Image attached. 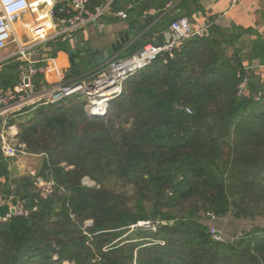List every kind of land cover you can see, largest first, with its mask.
Returning <instances> with one entry per match:
<instances>
[{
	"label": "trees",
	"instance_id": "1",
	"mask_svg": "<svg viewBox=\"0 0 264 264\" xmlns=\"http://www.w3.org/2000/svg\"><path fill=\"white\" fill-rule=\"evenodd\" d=\"M148 38L122 56L165 43ZM230 46L212 32L182 44L135 73L105 117L87 116L80 97L9 117L26 153L46 157L37 177L11 176L0 119V205L29 211L0 222V264H264V87L241 89ZM19 67L0 72V92L18 86ZM228 216L252 224L214 240L213 221ZM142 221L157 231L132 228Z\"/></svg>",
	"mask_w": 264,
	"mask_h": 264
},
{
	"label": "built area",
	"instance_id": "2",
	"mask_svg": "<svg viewBox=\"0 0 264 264\" xmlns=\"http://www.w3.org/2000/svg\"><path fill=\"white\" fill-rule=\"evenodd\" d=\"M241 1L233 0V3L237 4ZM70 2L68 9L63 8L59 12L56 3L51 0H0V58L1 54L9 49L10 44L19 42L15 37L17 23L27 15L31 17V23L26 25V29L30 33L29 45L18 47L14 53L0 60V66L5 62L6 64L21 62L18 86L13 91L0 92V119H4V126L1 130L3 149H12L13 152L27 154L25 145L18 144L13 136V131L17 127L5 128L9 117L28 108L56 106L76 97L85 100L87 116L90 118L105 117L111 103L122 94L124 85L135 73L150 67L160 58L167 64L169 59L175 57L176 50L182 44L194 38H209L210 25L195 30L188 18L181 17L171 22L164 44H149L129 57L114 56L107 66L91 80L76 79L72 82L37 83V75L44 74L46 69L44 65H38L43 62L39 58H35L34 53L37 48L55 42L56 39L76 30L94 26L103 28L105 25L103 19L111 14L114 0L101 3L93 8L91 7L92 0H71ZM43 5H46V9L40 12ZM116 15L121 19L127 18L125 12H118ZM262 92L257 99L263 95ZM187 112L191 114L188 109ZM54 186L53 182L43 184V193L51 195L54 192ZM3 204H9L14 212L0 218V222H5L13 217L29 215L23 202L17 204L3 202ZM162 224L165 223L162 222ZM137 227L157 231L151 221L139 222L132 228ZM212 236L214 240L224 241L220 233L215 230L212 231Z\"/></svg>",
	"mask_w": 264,
	"mask_h": 264
},
{
	"label": "crops",
	"instance_id": "3",
	"mask_svg": "<svg viewBox=\"0 0 264 264\" xmlns=\"http://www.w3.org/2000/svg\"><path fill=\"white\" fill-rule=\"evenodd\" d=\"M70 1L51 0L57 6L61 2L66 5L61 6L59 12L63 8L68 9ZM98 1L101 4L109 0ZM158 4L159 0H119L117 9L112 5L111 14L103 19V28L94 26L76 30L56 39L55 42L41 45L43 47H38L34 53L35 58L43 62L38 65H44L46 68L44 74H39L41 82L50 84L59 81L72 82L76 79L91 80L107 66L109 61L103 58V53L119 38L129 35L132 40L116 56L125 54L142 35H149V41L163 43L167 40L171 22L185 17L195 30L210 25L209 34L212 32L218 37L232 36L233 46L229 47L230 51L235 50L240 56L247 74L242 88L249 92L251 88L264 87V0H242L237 4H234L233 0H172L161 10L157 8ZM149 7L150 9H147ZM118 12H125L127 18L117 17ZM30 23V15L17 23L15 37L19 42L10 44L9 49L1 54L0 60L14 53L18 47L29 45L30 33L26 25ZM58 41L63 47L55 52L51 47L54 45L51 44ZM80 47L83 51H79ZM88 53L92 55L89 56ZM18 63L21 64L20 61L2 63L0 72L5 67ZM17 134L15 129L13 136L17 138ZM3 150L13 159L10 172L14 179L37 177L40 165L43 166L46 159L43 155H24L13 152L12 149Z\"/></svg>",
	"mask_w": 264,
	"mask_h": 264
},
{
	"label": "rangeland",
	"instance_id": "4",
	"mask_svg": "<svg viewBox=\"0 0 264 264\" xmlns=\"http://www.w3.org/2000/svg\"><path fill=\"white\" fill-rule=\"evenodd\" d=\"M42 169V166L40 165V170ZM38 171V173L40 172ZM83 183L88 187H94L95 183H93L90 179L85 178ZM258 224H261L260 220L256 221ZM92 222H87V226H91ZM252 224L251 221H244V220H237L232 216H228L224 219H218L214 220L213 224L211 225L213 228V231L220 233L221 238L224 241L233 240L234 237L238 236L241 231H244L245 229H249V226ZM64 264H70V263H64Z\"/></svg>",
	"mask_w": 264,
	"mask_h": 264
},
{
	"label": "water",
	"instance_id": "5",
	"mask_svg": "<svg viewBox=\"0 0 264 264\" xmlns=\"http://www.w3.org/2000/svg\"><path fill=\"white\" fill-rule=\"evenodd\" d=\"M46 9V5H43L40 8V12H43ZM132 40V37L129 35H125L116 42H114L104 53H103V58H105L106 61H110L114 58V56L118 55L123 51V49L130 43ZM79 51H83L82 48H79ZM77 54V53H76ZM85 55V54H83ZM89 56H91V53H88ZM72 62L74 63V60L72 59ZM14 210L10 208L9 204H3L0 206V218H4L9 213H13Z\"/></svg>",
	"mask_w": 264,
	"mask_h": 264
}]
</instances>
